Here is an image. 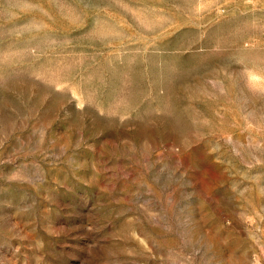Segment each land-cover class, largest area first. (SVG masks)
Instances as JSON below:
<instances>
[{
	"label": "rangeland",
	"instance_id": "1",
	"mask_svg": "<svg viewBox=\"0 0 264 264\" xmlns=\"http://www.w3.org/2000/svg\"><path fill=\"white\" fill-rule=\"evenodd\" d=\"M264 257V0H0V264Z\"/></svg>",
	"mask_w": 264,
	"mask_h": 264
},
{
	"label": "built area",
	"instance_id": "2",
	"mask_svg": "<svg viewBox=\"0 0 264 264\" xmlns=\"http://www.w3.org/2000/svg\"><path fill=\"white\" fill-rule=\"evenodd\" d=\"M251 264H264V257H262V259L260 257H254Z\"/></svg>",
	"mask_w": 264,
	"mask_h": 264
}]
</instances>
